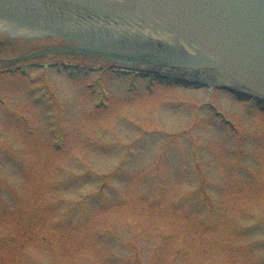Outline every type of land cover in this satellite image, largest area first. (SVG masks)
<instances>
[{
  "label": "rangeland",
  "instance_id": "374dc122",
  "mask_svg": "<svg viewBox=\"0 0 264 264\" xmlns=\"http://www.w3.org/2000/svg\"><path fill=\"white\" fill-rule=\"evenodd\" d=\"M48 39L0 55V70L17 68L0 73V264H264V100L60 55L18 60Z\"/></svg>",
  "mask_w": 264,
  "mask_h": 264
},
{
  "label": "water",
  "instance_id": "95a60500",
  "mask_svg": "<svg viewBox=\"0 0 264 264\" xmlns=\"http://www.w3.org/2000/svg\"><path fill=\"white\" fill-rule=\"evenodd\" d=\"M63 1L65 4L84 7L87 9H92L93 11L99 13L107 17L109 13V9L111 8L114 11H122V5L118 4H110V2H105L103 0H59ZM176 3L178 0H173ZM187 4L190 5L188 8V18L197 19L199 14L204 15L206 17V21L214 24L219 27L222 31V43L220 46H224L227 44V41L232 44L234 41L246 43L249 48L246 51V55L252 56L256 61L259 60V55L264 57V25L261 20L264 19V0H233L234 2L226 11L224 17H220L218 19V15L222 16L220 13L224 10V7L217 5V0H186ZM232 1V0H231ZM132 5L130 9H126L127 12L134 13L135 9L138 11L143 10L142 8L147 7L150 8V3L147 0H132ZM3 4L4 1L0 0V4ZM227 8V6H226ZM194 11H197L195 13ZM189 18V19H190ZM261 18V20H260ZM221 20V22L219 21ZM223 23V24H221ZM223 25V26H219ZM54 35V34H53ZM181 35L185 37L187 40L197 41V37L188 32L187 30H181ZM51 38V36H40ZM57 40H59L56 36H53ZM205 47H208V44L203 43ZM224 49L227 53L219 52V56L223 58L222 66L225 68L227 75L235 76V67H234V58L227 57L229 53L230 47ZM233 47V45H232ZM234 48V47H233ZM250 49V50H249ZM252 50V51H251ZM259 51V53H257ZM263 52V53H262ZM194 58V57H190ZM149 60L154 61L155 59L150 58ZM157 62L162 64H173L170 60L166 59H157ZM191 65H195L196 67H204V66H214L215 64L213 60H211L207 55L199 56V59H191ZM219 65V64H218ZM261 67L264 69V64H261ZM216 68V67H215ZM172 72V71H171ZM211 75V74H210Z\"/></svg>",
  "mask_w": 264,
  "mask_h": 264
}]
</instances>
